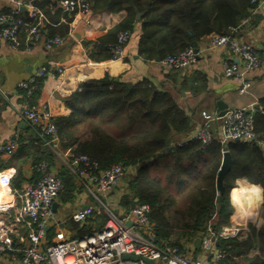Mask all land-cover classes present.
I'll list each match as a JSON object with an SVG mask.
<instances>
[{
  "label": "trees",
  "instance_id": "16d2710c",
  "mask_svg": "<svg viewBox=\"0 0 264 264\" xmlns=\"http://www.w3.org/2000/svg\"><path fill=\"white\" fill-rule=\"evenodd\" d=\"M95 11H126V17L99 38L95 61L111 59L110 47L119 33L132 30L136 13H143L139 54L145 59H163L188 47L211 33H221L249 15V0H90ZM25 20L29 21L28 18ZM48 36H65L69 26H47ZM188 33L193 36L189 37ZM68 116L57 119L61 146L74 154H86L101 169L121 163L129 168L127 188L120 199L125 213L141 203L149 205V218L156 233V244L181 247L190 243L197 254L194 239L212 221L219 230L230 224L233 206L229 192L238 179L262 189L263 220L259 228L250 226L246 239L228 241L230 255L220 264H264V153L256 144L230 142L225 151L231 166L223 180L225 192L217 203V174L223 152L213 141L201 148L198 142L177 145L179 134L191 127L185 110L167 90L147 82L130 84L103 78L87 85L66 100ZM254 127L264 140V98L254 110ZM53 162V157L37 159ZM57 175L65 188L61 198L71 200L76 189L73 175L60 168ZM237 187L236 189H238ZM235 190V189H234ZM216 213L215 218L213 215ZM86 224L69 222L72 237H81L102 228V216L89 218ZM222 245V242H219ZM225 246V244H223Z\"/></svg>",
  "mask_w": 264,
  "mask_h": 264
},
{
  "label": "built area",
  "instance_id": "2783aa9c",
  "mask_svg": "<svg viewBox=\"0 0 264 264\" xmlns=\"http://www.w3.org/2000/svg\"><path fill=\"white\" fill-rule=\"evenodd\" d=\"M11 1L15 4L14 8L0 11V40L12 49L22 46L29 51L41 42L43 27L49 21L36 5V0ZM263 3L264 0H249L251 7L247 18L224 32L210 35L208 48L227 49L232 54L231 60L222 62V72L225 77L239 82L240 93L248 91L251 86L249 74L259 68L261 58L256 49L240 41L237 34ZM59 5L65 11H75L82 15L91 9L90 0H61ZM21 8L28 10L29 21L22 17ZM130 37L129 30L118 34L116 43L110 47V60L124 59V46ZM64 40L65 36L56 35L44 40L43 45L46 49H51ZM197 58L198 51L188 47L164 57L159 63L164 68L184 70L195 63ZM47 70L43 66L38 69L37 74L17 84L18 88L26 90L19 113L23 121L34 129L41 145L57 151L61 148L62 140L54 114L45 104L35 105L30 102L37 79L45 77L49 73ZM55 70L61 72V68ZM253 110V107L250 110L230 108L221 117L212 116L199 124L187 140L198 142L202 148L215 140L220 144L222 152L230 142L240 141L256 144L264 153V140H259L255 132ZM217 121V131L214 132L213 127ZM184 143L186 142L181 141L177 145ZM19 144L15 133L6 142L0 143V153L11 156ZM65 158L76 185L92 199L91 203L77 207L68 219L83 224L95 215L102 216L105 219L102 228L75 238L63 226L59 227L63 221L56 216L53 204L65 185L51 171L46 161L35 164L39 177L19 189L10 187L11 178L8 173H0V186L8 190L7 193L0 194V202L3 200L5 203L0 206L2 264H147L142 259L150 260L151 264H220L230 255L228 241L241 240L246 231L249 230L250 233L251 218L235 220L219 230L213 228L211 221L200 236L199 246L205 256L194 255L189 243L181 247L159 246L155 241L156 233L149 218L148 204H137L128 213L117 215L102 200H107L109 193L117 187L122 189L121 196L125 194L128 182V177L125 176L131 173L129 168L117 163L101 169L98 161L86 154L66 153ZM215 216L216 213L213 219ZM53 226L60 229L48 239V231ZM125 254L138 256V260L125 259Z\"/></svg>",
  "mask_w": 264,
  "mask_h": 264
},
{
  "label": "crops",
  "instance_id": "0c3cea01",
  "mask_svg": "<svg viewBox=\"0 0 264 264\" xmlns=\"http://www.w3.org/2000/svg\"><path fill=\"white\" fill-rule=\"evenodd\" d=\"M60 1H35L49 23L43 27L41 42L31 50H24L22 46L19 49H12L7 43L0 40V143L6 142L15 133L20 142L13 155L0 153V173L4 172L10 175L12 189L22 188L39 177L35 171L38 158H46L49 161V156H52L54 160L48 165L55 174L60 168H66L69 171L65 158L66 153H71L69 147L61 146L59 150L52 151L42 146L34 129L23 121L19 113L26 90L18 88L17 84L28 79L31 75L37 74L38 69L43 66L47 67L49 73L45 77L37 79V86L30 96V102L35 105L45 104L54 114L56 121L60 117L69 115L70 108L65 104L67 99L76 96L87 85L97 83L103 78L130 84H138L143 81L159 90H167L177 104L185 110L191 123L190 129L175 138L178 140L175 143L189 139L199 124L216 116L217 100L227 103L229 109L250 110V107L254 108L264 98V3L255 15L247 19L237 34L238 39L253 46L261 58L259 68L249 74L251 86L246 93H240L238 91L239 82L233 78L225 77L222 72V62L232 59L230 51L208 48L212 33L203 36L196 42L195 50L198 51V58L190 67L184 70L164 68L156 59H145L138 52L143 13L137 12L131 37L124 46V59L95 61L93 55L98 48L99 38L124 20L126 11H95L91 8L82 15L74 11L63 10L59 5ZM14 7L15 4L11 0H0V11ZM20 12L24 19L28 18V10L21 8ZM138 13L140 14L139 19L137 18ZM62 24L69 26V32L65 35L64 42L51 49H46L43 42L50 37L47 33V26L58 28ZM80 24L82 26L81 37L77 38L72 32ZM54 36L56 35L52 37ZM56 68H61V72L56 71ZM254 110L256 109L254 108ZM217 124L218 121L213 127L214 132L217 131ZM237 181L238 186L234 188L235 190L232 189L231 193L229 192L230 202L233 206L230 221L237 220L235 214L247 218L240 214L239 209L237 211L234 191L242 189V186H258L248 183L245 178ZM237 187L239 188L236 189ZM258 187L260 188V186ZM1 188L3 187L0 186ZM76 188L71 199L72 203L70 200L65 201L60 197L62 191L56 198V206L53 207L56 216L63 221L59 227L63 226V229L69 232L71 231L67 227L71 220L68 217L77 207L92 201L89 195L81 191L80 187L76 185ZM119 188L112 190L108 199L115 209L123 214L125 211L122 210L120 204L122 189ZM5 191L6 189H1L0 194L7 193ZM262 201V189L260 188L256 215L248 217L254 219L260 216L259 224H262L263 221L261 218ZM65 205L70 211L67 214L61 212ZM71 205L74 207L71 208ZM88 220L89 218L83 224H86ZM59 227H50L48 239L54 236L56 230L60 229ZM188 245L190 246V243ZM2 263L0 257V264Z\"/></svg>",
  "mask_w": 264,
  "mask_h": 264
},
{
  "label": "water",
  "instance_id": "95a60500",
  "mask_svg": "<svg viewBox=\"0 0 264 264\" xmlns=\"http://www.w3.org/2000/svg\"><path fill=\"white\" fill-rule=\"evenodd\" d=\"M139 16H140V14L138 13L137 14V18L138 19H139ZM81 30H82V26L80 24L77 27V29L72 32V34L75 35L77 38H80L81 37ZM188 36L192 37L193 34L192 33H188ZM156 60L159 61L158 58ZM216 106H217V109H216L217 117L223 116L225 114V112L229 109L228 104L223 102L222 100H217L216 101ZM254 108L258 110L259 109V104H256ZM230 166H231V155H230V153L228 151H224L223 152V156H222L221 167H220V169L218 171L217 179H216L217 190H218V195H217V198H216V202L217 203L220 201L221 196L225 192V187H224V184H223V180H224V176H225L226 172L230 169ZM55 206H56V203L53 204V207H55ZM127 224L129 226L131 225L130 222H127ZM199 242H200V237H197V238L194 239V243H195L196 247L199 245ZM123 257L125 259L131 258L133 260H138V256H135V255H127V254H125ZM142 260L145 263H147V264H151L150 260H147V259H142Z\"/></svg>",
  "mask_w": 264,
  "mask_h": 264
},
{
  "label": "bare ground",
  "instance_id": "6f19581e",
  "mask_svg": "<svg viewBox=\"0 0 264 264\" xmlns=\"http://www.w3.org/2000/svg\"><path fill=\"white\" fill-rule=\"evenodd\" d=\"M253 115H254V110H253ZM184 142H186V143H184V145H187L188 143H190V141L188 142L187 139H185ZM42 161H44V160H42ZM1 189H3V188H1ZM259 189L260 188L258 186L251 185V186H246V187L245 186H242V189H238V190L234 191V193H233L234 202L237 205L236 206L237 207V211L239 209V212H240L241 215L243 214V216L245 215L247 218L249 216H254L255 215L254 211L256 210V208L258 207V204H259ZM6 191L8 192L7 189H6ZM4 204L5 203L2 200V203L0 202V206L1 205L3 206ZM235 217L237 218V220H241L242 219V217H240L237 214H235ZM223 226H225V225H223Z\"/></svg>",
  "mask_w": 264,
  "mask_h": 264
},
{
  "label": "rangeland",
  "instance_id": "374dc122",
  "mask_svg": "<svg viewBox=\"0 0 264 264\" xmlns=\"http://www.w3.org/2000/svg\"><path fill=\"white\" fill-rule=\"evenodd\" d=\"M213 34V33H212ZM129 175L128 174H126V176H125V178H127ZM75 180V179H74ZM237 183H238V181L235 183V186H238L237 185ZM75 185H76V182H75ZM77 189V188H76ZM80 189V188H79ZM82 191V190H81ZM83 192V191H82ZM63 193V192H62ZM230 193H231V191H230ZM228 197H229V202H230V196L228 195ZM232 197V196H231ZM89 198H91L90 196H89ZM102 200L105 202V203H108V205H109V207H110V209L115 213V214H117V215H120L121 214V212L119 211V210H116L115 209V207L110 203V200H105L104 198H102ZM71 201V203L73 202L72 200H70ZM232 201H233V199H232ZM231 203V202H230ZM66 207V208H65ZM72 207H74V205L72 206L71 205V208ZM122 208V207H121ZM237 208V207H236ZM69 209H70V206H69ZM122 210H123V208H122ZM61 212L63 213V214H67V213H69L70 211L68 210V206L67 205H65L62 209H61ZM256 212V210L254 211V213ZM256 215V214H255ZM255 215L254 216H249V217H255ZM233 220V219H232ZM230 221V223L231 222H233V221ZM89 222V221H88ZM87 222V223H88ZM259 222H260V216L258 217V218H254V219H252L251 218V220H250V226H252V224H253V226L252 227H254V226H257V227H260L261 225V223L259 224ZM263 222V221H262ZM248 228H249V225H248ZM254 228H256V227H254ZM250 229V228H249ZM249 233V230L248 231H246V233H245V235H242L241 237H242V239H246L247 237H248V235L250 234H248ZM247 234V235H246ZM197 254H199V256H205V255H203V250L200 248V246H199V248H198V251H197Z\"/></svg>",
  "mask_w": 264,
  "mask_h": 264
}]
</instances>
